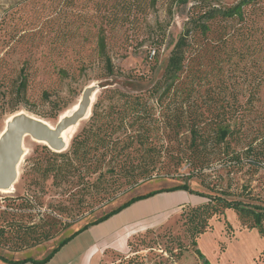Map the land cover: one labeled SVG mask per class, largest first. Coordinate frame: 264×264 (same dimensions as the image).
Segmentation results:
<instances>
[{"label": "rangeland", "instance_id": "rangeland-1", "mask_svg": "<svg viewBox=\"0 0 264 264\" xmlns=\"http://www.w3.org/2000/svg\"><path fill=\"white\" fill-rule=\"evenodd\" d=\"M207 1L231 5L238 0ZM199 2L0 0V83L6 76H17L20 68L29 63V80L20 96L4 93L5 87L0 86V135L6 120L21 112L55 126L62 115L72 112L88 87H97V95L103 84L132 93L149 87L161 77L187 11ZM100 29L105 33L107 52L116 67V74L109 79L103 77V61L96 47ZM240 45L237 39L233 40L236 52L230 56L205 50L186 75L204 78L199 85L203 102L209 101L205 90L211 89L219 111L241 115L245 145L262 153L258 168L250 167L252 158H245L242 169L228 172L222 168V187L231 185V191L245 195L227 198L264 205V52L258 45L249 50L243 47L245 57L240 59L236 55ZM154 49L156 57H152ZM82 58L88 63L84 71L79 68ZM60 67L69 70L71 76L62 77ZM254 85L257 89L252 91ZM91 110L92 107L88 116L79 121L67 149L87 123ZM235 145L236 140H232V148ZM43 146L31 137L24 139V155L13 190L0 192V227L9 228L7 221L13 214L15 220L23 223L30 220L29 215L36 222L49 211L50 203L60 199L52 178L44 180L34 169V162L44 155ZM178 170L187 171L185 166ZM180 183L177 173L174 177H154L121 192L107 205L94 202L84 206L80 220L51 240L22 248L0 243V255L10 261L0 258V264H37L16 261L43 260L74 232L77 233L43 264H110L119 256H132L136 250L147 264H264V238L240 220L233 209L214 216L208 228L195 237L194 246L186 214L191 207L207 202L205 196L198 194L206 190L196 179L189 181L191 191L168 190ZM153 191L156 192L84 228L134 197Z\"/></svg>", "mask_w": 264, "mask_h": 264}, {"label": "trees", "instance_id": "trees-1", "mask_svg": "<svg viewBox=\"0 0 264 264\" xmlns=\"http://www.w3.org/2000/svg\"><path fill=\"white\" fill-rule=\"evenodd\" d=\"M182 2L187 4L189 0ZM5 22L4 19L2 24ZM236 39L241 43L236 53L240 59L245 57L243 47L249 50L258 45L264 52V0H238L231 5L200 0L192 4L159 79L136 93L110 84L100 85L102 89L93 102L91 115L70 147L64 151H51L47 145L43 146L44 155L34 162V169L42 179L52 178L60 199L50 203L49 211L40 215L36 222L29 215L30 220L23 223L15 220L13 214L7 221L9 228L0 227V243L22 248L51 240L80 220L84 206L94 202L107 205L118 194L142 181L174 177L175 173L181 183L168 190H190L189 181L193 179L206 190L198 194L205 196L207 202L191 207L186 214L194 246L195 237L225 209H233L240 220L257 229L264 238V205L238 198L228 199L227 196L245 195L231 191V185L226 188L221 185L222 168L228 172L242 169L245 158H252L250 167L258 168L262 153L245 145L241 115L219 111L211 89L205 90L209 101L203 102L199 85L204 78L193 79L186 75L187 69L194 66L192 64H198L205 50L233 55L236 50L232 42ZM96 47L103 61V77L112 78L116 67L107 52L103 29L98 32ZM156 54L154 49L152 57ZM80 62V70L87 69L88 63L83 58ZM28 69L29 63H26L17 76L4 77L0 83L5 87L4 93L20 96L27 87ZM58 72L62 77L71 76L65 67L58 68ZM256 89L255 85L251 88L252 91ZM232 140H236L235 146L239 149L232 148ZM183 166L187 171L179 172ZM155 192L134 197L92 220L84 228ZM90 212H93V206ZM76 233L62 240L43 260L16 262L43 264ZM195 250L201 255L196 247ZM132 252L135 254L119 256L110 264H147L137 250ZM0 258L10 262L1 255Z\"/></svg>", "mask_w": 264, "mask_h": 264}, {"label": "water", "instance_id": "water-1", "mask_svg": "<svg viewBox=\"0 0 264 264\" xmlns=\"http://www.w3.org/2000/svg\"><path fill=\"white\" fill-rule=\"evenodd\" d=\"M98 92V88L88 87L78 102L77 109L69 116L61 117L53 129H47L34 115L21 112L17 113L12 121L7 123V130L0 136V189L13 186L18 177V165L23 155L24 136L46 141L47 146L54 151L61 149L56 139L62 130L77 124L90 113Z\"/></svg>", "mask_w": 264, "mask_h": 264}, {"label": "bare ground", "instance_id": "bare-ground-1", "mask_svg": "<svg viewBox=\"0 0 264 264\" xmlns=\"http://www.w3.org/2000/svg\"><path fill=\"white\" fill-rule=\"evenodd\" d=\"M93 101H94V100H93ZM78 102H79V101H78ZM78 102L74 105V107H73V109H72V112H74V111L77 109V107H78ZM72 112H71V113H72ZM71 113H69V114H65V115H62V117L69 116ZM15 115H18V114H17V113H16V114H13L10 118H8V119L6 120V122H5V127H4V129H3L2 133H1V135H2L3 133L6 132V130H7V123L10 122V121H12V119L15 117ZM87 116H88V114L86 115V117H87ZM33 117H35L37 120H39V121L43 124V126L46 127L47 129H53L54 125L47 123L46 121L42 120V119L39 118V117H36V116H33ZM78 124H79V122H78L77 124H74V125L68 126V127L64 128V129L62 130V132L60 133V135H59V136L57 137V139H56L57 143H59L60 146L62 147L61 149H58V151H64V150L67 149L70 140L72 139V137L74 136V134H75L76 131H77V130H76V127L78 126ZM1 135H0V136H1ZM28 137H31V136H30L29 134H26V135L24 136V139H26V138H28ZM31 138H32V140H34V141L37 142V143H40V144H43V145H47V142H46V141L38 140V139H35V138H33V137H31ZM23 155H24V153H23ZM23 155H22V157H23ZM12 190H13V186L10 187V188H6V189H0V192H2V193H10V192H12Z\"/></svg>", "mask_w": 264, "mask_h": 264}, {"label": "crops", "instance_id": "crops-1", "mask_svg": "<svg viewBox=\"0 0 264 264\" xmlns=\"http://www.w3.org/2000/svg\"><path fill=\"white\" fill-rule=\"evenodd\" d=\"M149 229H153V228H149ZM132 239H133V238H130L128 243H130V241H131ZM128 252H129V248H128V251H127L125 254H127Z\"/></svg>", "mask_w": 264, "mask_h": 264}]
</instances>
